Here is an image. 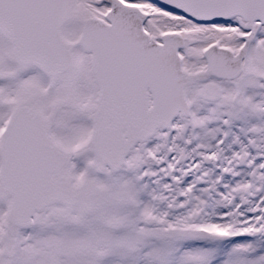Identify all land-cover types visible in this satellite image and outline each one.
<instances>
[{"label": "snow or ice", "instance_id": "snow-or-ice-1", "mask_svg": "<svg viewBox=\"0 0 264 264\" xmlns=\"http://www.w3.org/2000/svg\"><path fill=\"white\" fill-rule=\"evenodd\" d=\"M0 264H264V0H0Z\"/></svg>", "mask_w": 264, "mask_h": 264}]
</instances>
